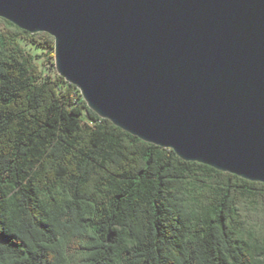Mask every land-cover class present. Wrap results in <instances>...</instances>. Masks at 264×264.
Instances as JSON below:
<instances>
[{
    "label": "trees",
    "instance_id": "1",
    "mask_svg": "<svg viewBox=\"0 0 264 264\" xmlns=\"http://www.w3.org/2000/svg\"><path fill=\"white\" fill-rule=\"evenodd\" d=\"M0 21V264H264V183L103 119Z\"/></svg>",
    "mask_w": 264,
    "mask_h": 264
},
{
    "label": "water",
    "instance_id": "2",
    "mask_svg": "<svg viewBox=\"0 0 264 264\" xmlns=\"http://www.w3.org/2000/svg\"><path fill=\"white\" fill-rule=\"evenodd\" d=\"M0 18L50 35L103 119L264 183V0H0Z\"/></svg>",
    "mask_w": 264,
    "mask_h": 264
},
{
    "label": "rangeland",
    "instance_id": "3",
    "mask_svg": "<svg viewBox=\"0 0 264 264\" xmlns=\"http://www.w3.org/2000/svg\"><path fill=\"white\" fill-rule=\"evenodd\" d=\"M4 27V24L0 21V29ZM49 44L44 38H39L38 43L30 44L27 41H22V46L30 53L34 58V62L43 72V77L54 78L57 71L54 66L53 49L48 46Z\"/></svg>",
    "mask_w": 264,
    "mask_h": 264
}]
</instances>
